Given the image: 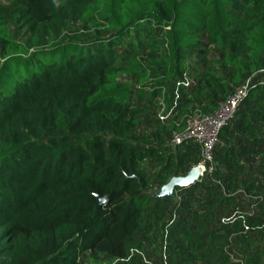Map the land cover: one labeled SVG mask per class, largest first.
<instances>
[{"label":"trees","instance_id":"1","mask_svg":"<svg viewBox=\"0 0 264 264\" xmlns=\"http://www.w3.org/2000/svg\"><path fill=\"white\" fill-rule=\"evenodd\" d=\"M21 1L19 16L33 47L13 39L8 25L14 15L0 2V264H78L85 252L126 260L130 239L153 215L160 217L148 214L150 208L160 213L166 201L152 204L139 165L165 161L167 149L133 136L139 111L132 89L118 83L124 69L114 45L131 31L164 33L166 80H143L135 91L136 98L153 97L185 69L180 54L197 45L200 31L217 39L239 24L237 13L251 4L264 7V0H71L60 7L56 0ZM70 22L85 26L88 44L80 35L63 37ZM242 25L241 40L225 52L231 93L264 59V16ZM109 32L115 35L107 44L102 34ZM261 95L263 82L253 83L236 126L219 136L216 156L224 171L213 174L227 190L240 189L237 167L248 154L264 157L238 148L243 138L233 140L243 132L246 144H264L256 139L264 125ZM226 98L214 89L207 96L213 112ZM96 127L110 137L82 139ZM164 129L179 130L174 123ZM205 190L211 195L207 219L217 204L229 207L231 196H218L220 187ZM99 197L106 200L101 207ZM188 241L200 240L191 235Z\"/></svg>","mask_w":264,"mask_h":264},{"label":"rangeland","instance_id":"2","mask_svg":"<svg viewBox=\"0 0 264 264\" xmlns=\"http://www.w3.org/2000/svg\"><path fill=\"white\" fill-rule=\"evenodd\" d=\"M71 0H56L57 6H66ZM0 2L14 15L9 23V31L13 39L26 44L27 47L36 45L24 28L19 14L24 11L21 0H0ZM264 16V7L250 5L246 12L237 13L239 24L230 27L227 33L217 39H212L205 31L198 34V43L184 49L180 57L184 61V70L175 79H168L162 89L154 96L145 95L135 97V91L141 82L152 84L161 79L166 80L167 68L164 58L168 54L167 42L163 32L152 35L146 30L131 31L123 43L114 45L113 51L117 63L124 69L119 77V85L132 89V102L139 114L135 124L133 136L147 138L150 147L165 146L167 154L165 161L156 162L153 159L142 162L139 171L148 184L147 193L155 202L156 193L175 177L186 176L194 167L202 163V150L194 141L174 145L172 143L175 130L165 131V127L174 123L178 132L187 126L189 118L197 113L209 114L213 109L207 96L211 89L227 94V98L219 102L227 103L235 92H229L231 84L228 79L229 69L225 67V52H230L235 43L241 40L242 21L251 23ZM79 22L67 23L63 37L73 38L80 35L85 44L89 38ZM240 32V33H239ZM96 35L97 32L92 30ZM114 32L103 33L102 40L109 43L114 39ZM264 84V59L261 67H254L239 89H250L253 83ZM231 88V87H230ZM264 102V95H261ZM245 104V98L240 102L237 113L227 127L233 129L236 118ZM213 112V111H212ZM163 119V120H162ZM101 126V123L98 124ZM258 132L257 142H264V125ZM260 133V134H259ZM109 138V133L102 134L96 127L94 133L82 137L92 136ZM237 147L247 151L250 148L259 154L264 153L261 146L248 145L247 136L243 132L233 134ZM219 142L215 145L212 173H206L199 181L189 188H176L172 197L160 204L163 206L159 213L150 208V212L160 214L159 219L152 216L144 222L142 229L129 241V257L126 260H116L104 254L85 252L78 264H264V157L248 154L249 161L243 159L237 167L242 170L234 186L240 189L227 190L224 182L214 176L220 166L216 153L222 147ZM182 162V163H181ZM184 162H187L183 165ZM236 172V171H235ZM167 180L166 184H163ZM205 186H218L221 192L218 196H231L230 202L221 210L218 204L212 209L214 217L207 219L206 208L210 205L211 195ZM163 204V205H162ZM237 219V220H236ZM236 221V222H235ZM235 222V223H234ZM238 223V224H237ZM199 237L197 243L188 241V237ZM193 237V236H192ZM203 238L206 240L203 241ZM203 242V243H202Z\"/></svg>","mask_w":264,"mask_h":264},{"label":"built area","instance_id":"3","mask_svg":"<svg viewBox=\"0 0 264 264\" xmlns=\"http://www.w3.org/2000/svg\"><path fill=\"white\" fill-rule=\"evenodd\" d=\"M248 90L238 88L235 95L227 103L221 104L216 111L209 114L200 112L191 116L186 128L181 132H175L172 140L174 145L194 141L200 146L203 157L202 163L198 166L200 177L212 173L215 145L219 142L221 132L229 126L236 115L238 106L242 99L246 98Z\"/></svg>","mask_w":264,"mask_h":264},{"label":"water","instance_id":"4","mask_svg":"<svg viewBox=\"0 0 264 264\" xmlns=\"http://www.w3.org/2000/svg\"><path fill=\"white\" fill-rule=\"evenodd\" d=\"M200 179V172L198 167H194L186 176L175 177L169 184L163 186L155 195L156 198L172 197L176 188L186 189L196 184ZM101 207L106 200L99 197Z\"/></svg>","mask_w":264,"mask_h":264}]
</instances>
